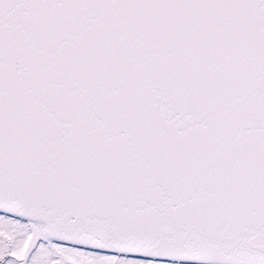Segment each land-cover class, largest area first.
Wrapping results in <instances>:
<instances>
[{
  "label": "snow or ice",
  "instance_id": "6c2138e0",
  "mask_svg": "<svg viewBox=\"0 0 264 264\" xmlns=\"http://www.w3.org/2000/svg\"><path fill=\"white\" fill-rule=\"evenodd\" d=\"M0 264H264V0H0Z\"/></svg>",
  "mask_w": 264,
  "mask_h": 264
}]
</instances>
